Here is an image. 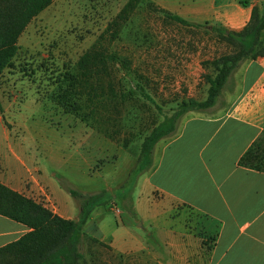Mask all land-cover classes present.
<instances>
[{
	"label": "rangeland",
	"instance_id": "1",
	"mask_svg": "<svg viewBox=\"0 0 264 264\" xmlns=\"http://www.w3.org/2000/svg\"><path fill=\"white\" fill-rule=\"evenodd\" d=\"M128 1L54 0L44 22L39 19L44 12L32 21L30 31L20 41L13 67L0 76L2 106L11 104L24 136L21 147L17 146L16 137L9 144L1 138L0 180L7 183L15 179L21 170L20 160L32 171L38 167L55 202L42 184V191L38 187L37 192H26L48 209H55L57 204L61 212L72 210L76 217L70 212L67 216L74 219L78 217L79 203L65 187L83 195L100 194V204L91 216L95 222L104 220L107 227H125L127 240L143 241L152 254L177 253L183 264V256L201 252L205 221L187 212L191 225H185L184 212H178L174 206L170 218L176 220L164 227L188 235L193 234L189 231L193 226L194 238L190 235L183 242L186 253L181 247L179 253L170 251L163 245L167 243L166 237L158 236V231H151L147 225L145 229L139 228L149 203L157 196L143 184L147 171L134 169L136 158L143 137L153 127L170 118L182 103L206 99L205 76H213L212 63L231 53L234 47L217 31L220 28L180 25L146 2L140 3L128 19H118ZM93 48L110 58V81L120 94L118 99L124 100L120 120L112 115L120 128L114 139L64 113L51 99L60 75L72 71L79 58ZM234 81L232 76V82L213 108L184 113L177 129L192 117L220 113L228 103V93L233 92L230 88ZM112 125L109 123L108 129ZM11 127L5 122V129ZM176 133L155 145V158ZM123 141L128 144L127 149H123ZM168 209L165 206L163 210ZM209 241H204L199 263L204 261ZM81 252L88 264H123L97 237L85 238Z\"/></svg>",
	"mask_w": 264,
	"mask_h": 264
},
{
	"label": "crops",
	"instance_id": "2",
	"mask_svg": "<svg viewBox=\"0 0 264 264\" xmlns=\"http://www.w3.org/2000/svg\"><path fill=\"white\" fill-rule=\"evenodd\" d=\"M150 2L190 23L235 32L247 25L253 7L262 10L264 6V0ZM48 8L39 18L42 22ZM31 23L19 38L18 46L30 31ZM233 77L234 87L230 88L233 92L228 93L225 108L217 115H201L186 120L156 158L153 152L151 168L142 179L157 199L149 203V209L138 227L145 229L147 225L151 231H158V236L163 234L167 239L163 245L170 251L179 253L181 247V251L186 253L183 246L185 237L190 238L191 235L194 238L196 234L193 226L189 228L193 234L188 235L164 227L176 220L170 218L174 206L178 212H184L185 225H191L187 212L205 221L201 229L204 236L199 245L201 252L186 254L183 264H264V172L239 166L238 163L264 133V56L243 63ZM17 119L11 111V104L8 102L6 107L2 106L0 98V140L5 139L9 144L16 137L19 141L17 146L21 147L24 136ZM5 122L12 126L10 130L5 129ZM19 162L21 170L17 177L7 183L0 180L1 184L31 199L27 189L37 192L39 184H42L49 190L41 180L42 172L38 167L32 171L26 168L24 161ZM39 189L42 191L41 187ZM50 195L55 202L51 191ZM165 206H169L167 212L163 210ZM50 210L64 219L78 220V217L67 216L68 212L74 215L72 210L61 212L57 204L55 209ZM110 211L116 216L120 214L114 208ZM92 214L93 211L83 226V233L87 237H97L120 259V263L181 264L177 253L152 254L143 241L134 243L131 239L127 240L125 227H107L104 220L95 222ZM176 223L180 225V220L177 219ZM28 231L26 226L0 216V248L18 240ZM208 239L209 250L204 252V261L199 263L204 250L202 242Z\"/></svg>",
	"mask_w": 264,
	"mask_h": 264
},
{
	"label": "trees",
	"instance_id": "3",
	"mask_svg": "<svg viewBox=\"0 0 264 264\" xmlns=\"http://www.w3.org/2000/svg\"><path fill=\"white\" fill-rule=\"evenodd\" d=\"M53 1L0 0V76L13 67V59L19 48L18 40L27 26ZM142 2L157 8L165 17L180 25L199 26L145 0H129L117 18L128 19ZM217 31L234 50L212 63L214 75L205 76L208 89L204 101L189 100L182 103L170 118L153 127L143 137L134 167L139 172L151 168L155 145L175 134L178 120L184 113L190 110L204 112L213 108L240 66L264 56V6L262 10L252 8L250 20L242 30L235 32L220 28ZM109 61L108 55L94 48L85 52L72 71L60 75L51 99L64 113L74 115L104 137L114 139L120 134V128L112 115L118 116L119 121L125 107L124 100L118 99L120 94L110 81ZM109 123H113L111 129H108ZM122 147L127 149L128 144L123 141ZM238 163L239 166L264 172V133L247 149ZM65 189L79 203L76 221L62 218L41 203L0 183V216L29 229L18 240L0 248V264H88L81 252L85 238H89L83 233V226L93 209L99 206L102 195H83L67 187Z\"/></svg>",
	"mask_w": 264,
	"mask_h": 264
}]
</instances>
